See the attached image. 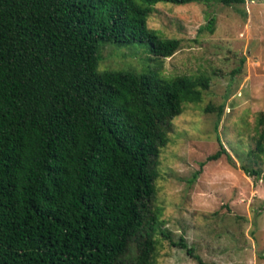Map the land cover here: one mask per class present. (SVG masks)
I'll return each instance as SVG.
<instances>
[{
  "label": "trees",
  "instance_id": "16d2710c",
  "mask_svg": "<svg viewBox=\"0 0 264 264\" xmlns=\"http://www.w3.org/2000/svg\"><path fill=\"white\" fill-rule=\"evenodd\" d=\"M201 1L0 0V264H153L156 235L201 264L151 202L170 121L208 79L96 71L100 44L172 56L178 40L146 28L150 7ZM217 143L207 160H231Z\"/></svg>",
  "mask_w": 264,
  "mask_h": 264
},
{
  "label": "rangeland",
  "instance_id": "374dc122",
  "mask_svg": "<svg viewBox=\"0 0 264 264\" xmlns=\"http://www.w3.org/2000/svg\"><path fill=\"white\" fill-rule=\"evenodd\" d=\"M210 18L208 33L202 28ZM146 28L160 40H178L172 56L155 58L146 43L100 44L96 71L208 79L200 102L182 104L159 148L151 206L161 229L201 264H264V151H253L256 133H264V123L256 126L264 112V0L157 3ZM217 139L231 160H207L219 149ZM155 239L153 264H200Z\"/></svg>",
  "mask_w": 264,
  "mask_h": 264
}]
</instances>
